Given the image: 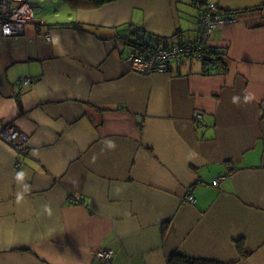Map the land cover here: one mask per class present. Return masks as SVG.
<instances>
[{"label":"crops","instance_id":"obj_1","mask_svg":"<svg viewBox=\"0 0 264 264\" xmlns=\"http://www.w3.org/2000/svg\"><path fill=\"white\" fill-rule=\"evenodd\" d=\"M28 1L51 42L0 58L27 138L0 137V264H264V0ZM211 1L226 72L131 68L128 33L197 38Z\"/></svg>","mask_w":264,"mask_h":264},{"label":"built area","instance_id":"obj_2","mask_svg":"<svg viewBox=\"0 0 264 264\" xmlns=\"http://www.w3.org/2000/svg\"><path fill=\"white\" fill-rule=\"evenodd\" d=\"M199 36L197 38H176V40H156L141 31H132L127 34L126 42L131 51L128 55L131 68L139 74L150 75L153 72H169L172 67L187 62L188 58L209 60V37L213 28L232 21L230 14L219 8L216 2L202 3L196 15ZM32 32L28 33V25ZM51 42L50 32L37 21L33 20L32 6L28 0H0V58L7 51L18 54L36 55L44 45ZM26 57V56H23ZM211 60V59H210ZM29 77H21L19 85L28 83ZM0 137L5 143L16 150L27 141L25 133L15 126L0 123ZM217 184V181L214 182ZM186 201L193 203L191 193ZM72 202H75V200ZM97 259L109 263L112 251L100 249L96 251Z\"/></svg>","mask_w":264,"mask_h":264},{"label":"trees","instance_id":"obj_3","mask_svg":"<svg viewBox=\"0 0 264 264\" xmlns=\"http://www.w3.org/2000/svg\"><path fill=\"white\" fill-rule=\"evenodd\" d=\"M69 1L77 3L78 0H69ZM92 1H93V6H101L104 3L113 2L114 0H92ZM203 3H205V2H203ZM133 31H135V30H133ZM182 38H185V37H182ZM209 55H210L209 60H206V61L201 60L202 61L201 63L203 64V66H205V69H208V70H214L215 69V71L218 73L226 72L227 68L225 66H226L227 58L225 56V52L224 51H218L217 49L212 48L209 52ZM204 73H206V72L204 71ZM191 264H208V263L203 261V260L202 261L199 260L198 262L197 261L191 262Z\"/></svg>","mask_w":264,"mask_h":264},{"label":"rangeland","instance_id":"obj_4","mask_svg":"<svg viewBox=\"0 0 264 264\" xmlns=\"http://www.w3.org/2000/svg\"><path fill=\"white\" fill-rule=\"evenodd\" d=\"M48 13V12H47ZM28 32H29V29H28ZM8 63V62H7ZM7 63H5V65L7 64ZM13 63H9L8 65H6V67H7V72L9 73V76H10V72L8 71L9 70V68H10V66H14V65H12ZM0 65H3L2 64V62L0 61ZM14 67H16V66H14ZM3 73H4V70H3Z\"/></svg>","mask_w":264,"mask_h":264}]
</instances>
